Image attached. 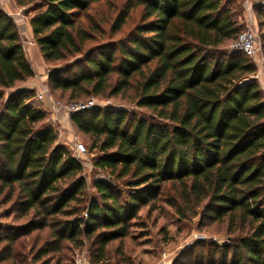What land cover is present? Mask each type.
Instances as JSON below:
<instances>
[{
	"label": "trees",
	"instance_id": "trees-1",
	"mask_svg": "<svg viewBox=\"0 0 264 264\" xmlns=\"http://www.w3.org/2000/svg\"><path fill=\"white\" fill-rule=\"evenodd\" d=\"M103 1L18 0L32 14L45 62L61 64L48 75L53 91H131L147 112L96 108L71 117L98 155L94 168L106 175L93 181L91 198L82 164L58 143L34 93L13 90L35 73L0 8V197L27 218L23 234L50 232L35 264H50L44 257L83 238L104 258L111 243L130 236L141 209H157L161 197L181 219L228 223L237 235L217 248L222 264H264V92L257 66L230 50L241 34L235 1L120 0L122 17L139 10L140 22L127 42L87 53L90 37L78 22ZM254 13L264 51V4Z\"/></svg>",
	"mask_w": 264,
	"mask_h": 264
},
{
	"label": "rangeland",
	"instance_id": "rangeland-1",
	"mask_svg": "<svg viewBox=\"0 0 264 264\" xmlns=\"http://www.w3.org/2000/svg\"><path fill=\"white\" fill-rule=\"evenodd\" d=\"M234 1L236 20L242 33L247 26L245 4L244 0ZM252 2L258 29L255 7L264 4V0H252ZM121 4L120 0L103 1L94 6L88 16L79 20V25L90 37L85 43V52L95 53L100 47L119 45L128 41L135 25L141 20V14L139 10H131L126 17H122L124 10ZM17 6L20 7L18 0H15L14 7ZM29 16L31 17L32 14ZM117 25H120V28H116ZM78 59L79 57L71 63ZM262 59L264 60V51H262ZM252 62L258 67L257 81L264 92V65L260 67L259 62ZM60 66L61 64L38 61V65L33 64L32 67L37 73L36 76L26 83L18 84L13 90L24 88L34 93L35 103L40 105L47 114V124L57 133L58 143L69 148L82 164L88 187L87 197L91 198L96 195L92 187L93 181L106 177L101 170L93 166V159L98 155L96 152L88 151L86 137L75 129L67 117L59 115L56 122L51 121L50 100L55 103L71 104L85 103L94 99L100 107L103 105L106 107L105 104L109 101L108 108L121 109L137 117H144L147 112L135 106L131 91L122 92L116 97L108 96V94L72 96L70 92L53 91L49 86L48 75ZM77 71L78 68H74L71 74H76ZM43 88L48 91V99L38 100L37 93ZM13 90L6 93H11ZM77 141L84 144L85 155L78 156L75 153L74 146ZM1 198L2 196L0 197V264H35L34 258L38 251L46 242L52 241L50 232L45 230L23 234L21 227L28 223L27 218H19L16 211L13 212L10 209V203L2 205ZM155 205L157 209H141L139 218L135 220L131 228L130 236L122 241L111 243L107 247L104 258L98 257V246L93 247L87 238L82 237L83 240L76 245L65 241L64 250L61 253L46 256L44 259H50V264H56L59 257L63 259L62 264H222L220 251L217 248L229 245L232 238L237 235L231 234L228 223L205 219L201 215L181 219L175 209L165 202L164 197L159 198ZM196 210L200 213V209L196 208ZM73 219L74 217L68 221L72 222ZM12 237L18 238L15 244H11L8 240ZM79 260H82V263Z\"/></svg>",
	"mask_w": 264,
	"mask_h": 264
},
{
	"label": "built area",
	"instance_id": "built-area-1",
	"mask_svg": "<svg viewBox=\"0 0 264 264\" xmlns=\"http://www.w3.org/2000/svg\"><path fill=\"white\" fill-rule=\"evenodd\" d=\"M14 4L15 0H0V8L3 10L6 16L16 24L18 21L25 19L26 8L23 6L14 7ZM244 4L247 26L246 29L239 35L238 39L230 46V50L243 53L250 60L259 62L258 65L261 67L264 65V60L262 59L263 47L253 14L254 4L252 0H244ZM22 43L25 51L35 44L34 41H22ZM258 78L257 72L255 79L258 80ZM37 99H48V91L46 88L38 91ZM108 104L109 101L105 104L106 107H104V105L103 107H100L97 101L94 99H91L85 103L71 104L55 103L50 100L49 110L50 114H52L51 121L56 122L59 118V115H64L69 120H71V117L78 113L87 112L96 108L108 109ZM74 151L78 156L86 154V148L80 141L75 143ZM79 262L82 263V260H79Z\"/></svg>",
	"mask_w": 264,
	"mask_h": 264
},
{
	"label": "crops",
	"instance_id": "crops-1",
	"mask_svg": "<svg viewBox=\"0 0 264 264\" xmlns=\"http://www.w3.org/2000/svg\"><path fill=\"white\" fill-rule=\"evenodd\" d=\"M30 21H31V17L26 16L24 20L18 21L15 24L22 41H34L33 31H32ZM25 54H26L28 61L32 65V67H33V64L38 65V61L45 62L36 43L32 47H30L28 50H26ZM33 70L36 76L37 73L34 68Z\"/></svg>",
	"mask_w": 264,
	"mask_h": 264
}]
</instances>
